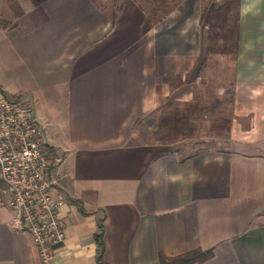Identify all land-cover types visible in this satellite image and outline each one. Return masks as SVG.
I'll use <instances>...</instances> for the list:
<instances>
[{
	"label": "crops",
	"instance_id": "crops-1",
	"mask_svg": "<svg viewBox=\"0 0 264 264\" xmlns=\"http://www.w3.org/2000/svg\"><path fill=\"white\" fill-rule=\"evenodd\" d=\"M219 1L184 0L151 23L136 0H0V88L46 122L64 198L51 264H97L100 226L106 264L197 249L213 250L202 264H264V0H236L231 47L229 15L212 37L233 2ZM226 97L221 146L170 148L182 122L196 129L198 103ZM9 217L0 206V264H41Z\"/></svg>",
	"mask_w": 264,
	"mask_h": 264
},
{
	"label": "built area",
	"instance_id": "built-area-1",
	"mask_svg": "<svg viewBox=\"0 0 264 264\" xmlns=\"http://www.w3.org/2000/svg\"><path fill=\"white\" fill-rule=\"evenodd\" d=\"M45 133L31 105L0 88V206L10 210L8 228L29 235L41 264H51L66 232Z\"/></svg>",
	"mask_w": 264,
	"mask_h": 264
},
{
	"label": "rangeland",
	"instance_id": "rangeland-1",
	"mask_svg": "<svg viewBox=\"0 0 264 264\" xmlns=\"http://www.w3.org/2000/svg\"><path fill=\"white\" fill-rule=\"evenodd\" d=\"M215 1V0H213ZM225 0H221L220 2H223ZM213 4H217L214 3ZM217 6V5H215ZM208 6L205 7V16H208ZM215 19L213 20V26H212V32H213V36L215 35V33L219 30L220 27V23L225 21V18L227 17V15H229V20L233 21L232 23H230L228 25V30H227V44H229V47L233 46L234 44V39L236 37V26L233 23H236L235 21V15H236V0H233L232 3H230L223 11H215L213 13ZM216 39L213 38V43H212V49L216 50ZM208 90V89H207ZM210 92H212L215 96L216 93V88H211V90H209ZM209 92V93H210ZM225 92V91H224ZM202 94H204V91L202 92ZM217 97V96H216ZM215 98V97H214ZM220 99V97H217ZM228 99V102H221V101H213L211 103H198L197 107H196V111H197V115H198V119H196V124L195 127L196 129H193L191 127V129L189 128V125H187L188 127H186V125L184 126L183 122H182V126H181V133L179 134V136H170L173 140H171V149L173 151H176L179 153L180 156H186L189 154H192L193 152L197 151L200 147L204 146V145H208V146H212V147H219L221 146V139L226 137V135L221 134V132L225 131V128L227 127L228 122L225 120V117L227 118L228 115L230 116L231 114V102H229V97H226ZM24 100V102H27V98L22 99ZM183 111V110H182ZM208 111V112H206ZM212 112V115L214 119H210L208 121H204L206 119H201L204 113H209ZM40 112V111H39ZM41 113V112H40ZM215 115L217 117L219 116H223L224 118H215ZM37 120L39 122V124L45 128V124L46 122L43 120L42 117L38 116ZM188 129L190 130V132H188Z\"/></svg>",
	"mask_w": 264,
	"mask_h": 264
},
{
	"label": "trees",
	"instance_id": "trees-1",
	"mask_svg": "<svg viewBox=\"0 0 264 264\" xmlns=\"http://www.w3.org/2000/svg\"><path fill=\"white\" fill-rule=\"evenodd\" d=\"M35 6L42 4L45 0H30ZM139 6L150 16L151 23H157L163 20L171 11L175 9L184 0H136ZM213 8V7H212ZM211 8V9H212ZM97 244L96 262L97 264H106L103 258L104 244L103 231L100 226V232L94 236ZM213 256V250L203 251L201 249L186 252L175 257H166L159 254V264H202Z\"/></svg>",
	"mask_w": 264,
	"mask_h": 264
}]
</instances>
